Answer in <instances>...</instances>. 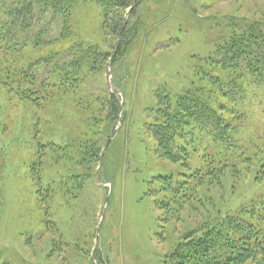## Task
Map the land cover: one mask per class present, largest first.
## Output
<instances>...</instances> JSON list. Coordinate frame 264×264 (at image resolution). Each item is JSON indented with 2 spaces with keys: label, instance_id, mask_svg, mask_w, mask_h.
I'll list each match as a JSON object with an SVG mask.
<instances>
[{
  "label": "rangeland",
  "instance_id": "1",
  "mask_svg": "<svg viewBox=\"0 0 264 264\" xmlns=\"http://www.w3.org/2000/svg\"><path fill=\"white\" fill-rule=\"evenodd\" d=\"M255 19H264V0H139L124 11L123 31L133 27L135 33L127 50L117 54L120 34L104 33L101 7L92 1L77 5L70 18L74 40L57 46H94L107 54L102 79L90 83L117 97L119 110L114 119H106L110 99L92 105L103 109L97 137L101 153L105 149L101 165L86 171L89 177L76 198L56 192L43 216L36 181L30 175L36 159L26 109L0 91V264H164L186 234L247 209L252 199L264 194V173L253 163L240 167L236 179L229 170L214 186L206 180L187 203H169L156 191L154 179H179L188 171L181 163L158 156L147 126L156 91L171 97L183 93L197 82L195 66L203 65L233 33L229 22ZM71 57V52L64 53L60 59ZM246 88L248 97L238 112L253 121L249 126L255 133L264 124V90ZM60 107L61 123L69 116L77 117L67 105ZM49 112L53 114L54 109ZM83 119L79 112L73 120L75 130L65 124L64 132L71 135L68 144L85 131ZM244 124L240 122L238 134ZM262 134L258 130L257 135ZM55 141L63 145L65 139ZM65 162L54 165L48 160L39 169L43 188L68 175ZM194 164L189 163V173ZM164 202L170 208L162 207Z\"/></svg>",
  "mask_w": 264,
  "mask_h": 264
},
{
  "label": "trees",
  "instance_id": "2",
  "mask_svg": "<svg viewBox=\"0 0 264 264\" xmlns=\"http://www.w3.org/2000/svg\"><path fill=\"white\" fill-rule=\"evenodd\" d=\"M87 1L101 7L104 33L109 37L120 34L117 54L126 51L135 32L133 27L123 31V14L139 0H0V91L26 109V126L32 134L36 159L30 166V175L36 181L43 216L56 192L65 191V195L76 198L89 177L86 171L98 167L101 151L97 137L103 109L92 105H102L110 99L109 114L103 117L106 119H114L119 110L117 97H109L90 83L101 78L107 54L99 53L94 46H57L74 40L71 14L77 5ZM229 27L233 28L230 37L204 59L203 65L193 69L196 83L174 97L163 90L155 93L153 117L146 121L156 152L160 158L181 163L188 171L179 179H154L156 191L169 203H187L206 180L214 186L229 170L236 179L240 167L257 163L264 173V124L252 133L249 125L253 121L238 112L248 97L247 85L264 90V19L231 20ZM70 52V60L60 59ZM116 59L117 56L112 61ZM62 104L72 108L77 117L79 112L84 116L85 131L69 140L71 145L67 143L71 135L64 132L65 124L75 130L73 120L77 117L69 116L61 123ZM52 109L53 114L49 112ZM246 114L254 115L252 110H246ZM241 121L245 124L238 134ZM260 129L262 136L257 135ZM58 138L61 142L65 139L63 145L56 143ZM197 150L192 161L194 171L189 173L190 160ZM48 160H53L54 165L66 161L68 175L43 188L38 171ZM161 206L170 208L166 202ZM246 207L186 234L164 264H264V194Z\"/></svg>",
  "mask_w": 264,
  "mask_h": 264
},
{
  "label": "water",
  "instance_id": "3",
  "mask_svg": "<svg viewBox=\"0 0 264 264\" xmlns=\"http://www.w3.org/2000/svg\"><path fill=\"white\" fill-rule=\"evenodd\" d=\"M125 25V24H124ZM124 27V26H123ZM119 44V38H118V40H117V45ZM109 67V66H108ZM108 73H109V75H110V73H111V70H110V67H109V71H108ZM107 83H108V87H109V80H107ZM122 96V95H121ZM121 108H122V106H121ZM120 111H121V109H120ZM104 151H105V149L102 151V153H101V162H102V158H103V154H104ZM101 162H100V165H101ZM107 201V200H106Z\"/></svg>",
  "mask_w": 264,
  "mask_h": 264
}]
</instances>
